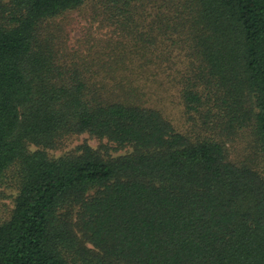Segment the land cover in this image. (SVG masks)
I'll return each mask as SVG.
<instances>
[{"label":"trees","instance_id":"16d2710c","mask_svg":"<svg viewBox=\"0 0 264 264\" xmlns=\"http://www.w3.org/2000/svg\"><path fill=\"white\" fill-rule=\"evenodd\" d=\"M8 181L0 264H264V0H0Z\"/></svg>","mask_w":264,"mask_h":264},{"label":"rangeland","instance_id":"374dc122","mask_svg":"<svg viewBox=\"0 0 264 264\" xmlns=\"http://www.w3.org/2000/svg\"><path fill=\"white\" fill-rule=\"evenodd\" d=\"M83 15V14H82ZM81 15L78 16L77 14H73L72 17L77 18L72 23V32L70 36V43H75L81 36L83 28L87 26L86 21H84V17ZM174 107V106H173ZM171 117L180 124L181 117L180 112L176 108H172L169 111ZM81 144H87L92 149H97L101 144L107 145L109 147L108 154L112 157H117L120 155H124L130 152L129 148L125 149H116L115 146L108 143L107 141H98L89 137L87 134H82L78 136H72L64 140L62 145L56 149L48 150L47 153L50 157L58 158L63 156L64 154L74 150L77 146ZM34 147H31V150H34ZM10 176V175H9ZM17 194L16 185H13L11 181L6 182L3 185H0V223L4 220H7L11 214L14 205V199Z\"/></svg>","mask_w":264,"mask_h":264}]
</instances>
